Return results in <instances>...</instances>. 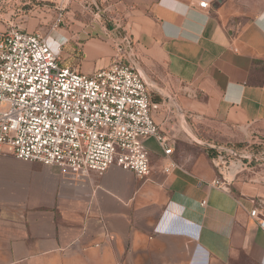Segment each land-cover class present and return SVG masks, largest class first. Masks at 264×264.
<instances>
[{
  "label": "crops",
  "instance_id": "1",
  "mask_svg": "<svg viewBox=\"0 0 264 264\" xmlns=\"http://www.w3.org/2000/svg\"><path fill=\"white\" fill-rule=\"evenodd\" d=\"M17 1L0 0V30L49 29L85 73L113 62L124 33L174 153L148 137L146 177L112 165L74 182L0 152V264H264V228L250 215L264 157L248 150L252 166L223 190L210 148L186 132L229 147L264 138V0H37L27 13ZM60 11L66 26L54 27Z\"/></svg>",
  "mask_w": 264,
  "mask_h": 264
},
{
  "label": "built area",
  "instance_id": "2",
  "mask_svg": "<svg viewBox=\"0 0 264 264\" xmlns=\"http://www.w3.org/2000/svg\"><path fill=\"white\" fill-rule=\"evenodd\" d=\"M62 11L54 27L64 22ZM115 43L113 62L85 73L65 63L64 46L54 47L48 34L15 23L0 30V152L59 167L74 182L112 165L146 177L151 171L148 137L171 156L173 142L154 117L159 104L140 70L125 60L131 41L125 37ZM251 155L247 149L217 150L212 159L218 176L211 184L229 190L252 166ZM176 166L171 160L165 171ZM250 215L264 228V199Z\"/></svg>",
  "mask_w": 264,
  "mask_h": 264
},
{
  "label": "rangeland",
  "instance_id": "3",
  "mask_svg": "<svg viewBox=\"0 0 264 264\" xmlns=\"http://www.w3.org/2000/svg\"><path fill=\"white\" fill-rule=\"evenodd\" d=\"M31 1V2H29ZM35 1V3H34ZM38 1H43V0H38ZM38 1L37 0H18V4H19V8L22 10V12L25 10V12H29V10H33V4H36L37 5V9L39 8V4H38ZM17 10V9H16ZM26 12V13H27ZM35 15V14H34ZM35 16H40L39 14H36ZM26 20V18H24V21ZM104 21V19H102ZM28 20H26L27 22ZM104 23L109 26V27H113V25L109 22V20H105ZM37 26H42V24H38ZM61 26H66V24H63ZM48 28H50L48 26ZM49 29H44L42 30L43 33H46V34H49ZM74 42V39H71V43ZM70 46H67L65 49H63V54H62V58L63 60L67 58V60H64L65 62H70L72 60V57H70V54H71V48H69ZM66 57V58H64ZM67 62V63H68ZM70 64V63H69ZM72 65V64H70ZM236 146H239L241 150L243 149H247V150H250V151H253V152H257L259 153L261 156L264 157V138L261 137L260 139V143L259 144H251L250 146L249 145V142H240V143H236L235 144Z\"/></svg>",
  "mask_w": 264,
  "mask_h": 264
},
{
  "label": "water",
  "instance_id": "4",
  "mask_svg": "<svg viewBox=\"0 0 264 264\" xmlns=\"http://www.w3.org/2000/svg\"><path fill=\"white\" fill-rule=\"evenodd\" d=\"M119 31L122 32V30L120 28H118ZM124 37L125 34L122 33ZM186 132L188 133V135L190 137H192L196 142L200 143L201 145H204L206 147H209V148H212V149H216V150H233V148L227 146V145H220V144H214V143H210V142H207V141H204L200 138H198L193 132H191L188 128H186ZM236 155L239 156V153H236ZM254 156V155H253Z\"/></svg>",
  "mask_w": 264,
  "mask_h": 264
},
{
  "label": "trees",
  "instance_id": "5",
  "mask_svg": "<svg viewBox=\"0 0 264 264\" xmlns=\"http://www.w3.org/2000/svg\"><path fill=\"white\" fill-rule=\"evenodd\" d=\"M229 145H230V144H229ZM233 147H234L236 150H240V147H239V146L234 145ZM209 150H210L211 153H213L212 155H214V154L217 152L216 149H211V148H210Z\"/></svg>",
  "mask_w": 264,
  "mask_h": 264
}]
</instances>
